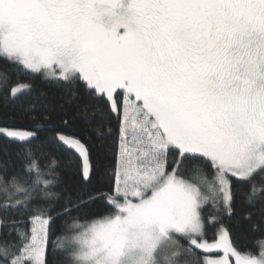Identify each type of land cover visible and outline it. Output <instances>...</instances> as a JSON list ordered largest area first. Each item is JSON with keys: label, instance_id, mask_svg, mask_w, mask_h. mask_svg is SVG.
<instances>
[{"label": "snow or ice", "instance_id": "snow-or-ice-1", "mask_svg": "<svg viewBox=\"0 0 264 264\" xmlns=\"http://www.w3.org/2000/svg\"><path fill=\"white\" fill-rule=\"evenodd\" d=\"M0 63L50 133L0 127V264H264L223 219L264 236V0H0ZM37 78L85 98L83 133Z\"/></svg>", "mask_w": 264, "mask_h": 264}, {"label": "trees", "instance_id": "trees-1", "mask_svg": "<svg viewBox=\"0 0 264 264\" xmlns=\"http://www.w3.org/2000/svg\"><path fill=\"white\" fill-rule=\"evenodd\" d=\"M9 67L7 64L0 63V70H5ZM33 83V96L38 97L37 113H51L53 124H59V117L65 116V113H67L66 118L74 121L72 124L73 130L81 133L85 131L84 120L80 114L81 107L86 102L85 98L81 97L79 101H74L72 105H68L65 101V94L62 87L48 83L42 78L35 79ZM7 126H15L20 130L38 131V134L41 136L50 135L46 130L49 126L47 121L40 119L32 122L25 117L23 105L20 101H6L3 96H0V127ZM16 147L17 145L10 143L4 137L0 136V163H13L14 157L12 154ZM53 148H55V145H53ZM62 179L74 196L80 195L87 198L89 193L94 192L96 188L100 187V185L83 184L73 169L65 171ZM246 211H248L247 207L238 203L235 216L231 219L225 216L223 219L225 225L231 228L234 246L239 251L251 252L255 255L260 249L258 241L264 240V236L258 232L248 230V222L242 219V215ZM61 228H63V221H61ZM212 231L214 232L215 229H212ZM61 234L62 232H57V235ZM53 239H55V236Z\"/></svg>", "mask_w": 264, "mask_h": 264}, {"label": "rangeland", "instance_id": "rangeland-1", "mask_svg": "<svg viewBox=\"0 0 264 264\" xmlns=\"http://www.w3.org/2000/svg\"><path fill=\"white\" fill-rule=\"evenodd\" d=\"M259 252H260V249H259ZM259 252H258L257 254H255V255H257V256H258V255H259ZM233 264H234V262H233Z\"/></svg>", "mask_w": 264, "mask_h": 264}, {"label": "water", "instance_id": "water-1", "mask_svg": "<svg viewBox=\"0 0 264 264\" xmlns=\"http://www.w3.org/2000/svg\"><path fill=\"white\" fill-rule=\"evenodd\" d=\"M214 251H216V250H214Z\"/></svg>", "mask_w": 264, "mask_h": 264}]
</instances>
